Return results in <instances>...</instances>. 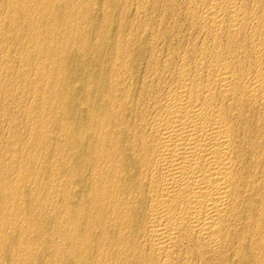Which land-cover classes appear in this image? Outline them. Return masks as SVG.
Returning <instances> with one entry per match:
<instances>
[{
  "label": "bare ground",
  "instance_id": "6f19581e",
  "mask_svg": "<svg viewBox=\"0 0 264 264\" xmlns=\"http://www.w3.org/2000/svg\"><path fill=\"white\" fill-rule=\"evenodd\" d=\"M0 264H264V0H0Z\"/></svg>",
  "mask_w": 264,
  "mask_h": 264
}]
</instances>
